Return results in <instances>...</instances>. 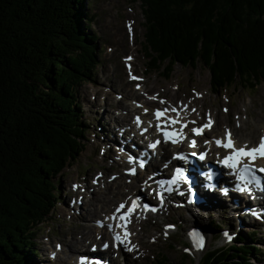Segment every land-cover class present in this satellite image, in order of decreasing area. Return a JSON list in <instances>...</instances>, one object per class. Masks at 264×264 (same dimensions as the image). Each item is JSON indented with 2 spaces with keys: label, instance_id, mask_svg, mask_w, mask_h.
Masks as SVG:
<instances>
[{
  "label": "trees",
  "instance_id": "1",
  "mask_svg": "<svg viewBox=\"0 0 264 264\" xmlns=\"http://www.w3.org/2000/svg\"><path fill=\"white\" fill-rule=\"evenodd\" d=\"M139 1L147 71L163 69L168 79L176 65L200 64L213 94L264 84V0ZM82 4L0 0V264H33L35 233L58 203L56 179L84 151L75 96L100 51L96 15L85 17ZM256 241L255 232L238 233L198 264L262 263ZM153 264L171 263L160 255Z\"/></svg>",
  "mask_w": 264,
  "mask_h": 264
},
{
  "label": "rangeland",
  "instance_id": "2",
  "mask_svg": "<svg viewBox=\"0 0 264 264\" xmlns=\"http://www.w3.org/2000/svg\"><path fill=\"white\" fill-rule=\"evenodd\" d=\"M82 10L84 16L87 13L96 15L91 31L95 32L97 36L95 44L97 50L100 51V64L93 79L90 82H84L75 96L79 107L77 114L81 116L82 124L86 128L83 141L84 151L74 162L66 166L60 177L56 179L59 188L58 203L54 208L53 215L41 224L35 233L34 245L31 246L36 252V255L31 257L33 264H59L58 261L74 264L75 257L80 254V249L75 252L76 254H70L66 252L65 246H62L61 248L65 250V253H61L60 250L54 249L55 245H64L71 235L79 240L84 231L80 230L83 224L88 223L95 228L96 221L103 220V212L100 213L99 211L100 204L97 205L96 213L88 214V202L91 195H105L106 187L109 184L110 186L114 185L115 181L127 184L126 181L128 180L125 181L124 177H119L112 183L108 184L107 182L106 187L92 188L95 176L99 177L104 174V179H107L110 175L118 174L114 169L119 161L114 150L116 146L113 144L108 147L105 140L109 141L108 137L111 136L112 140L117 139L118 134L116 132L115 136L109 132V120L113 124L115 120L117 121L115 117L118 116L115 113H119V117L122 119L121 115L125 116L127 111L110 108L112 100L125 101L128 105L136 106V103L142 102L141 99L144 98L143 95L146 92L154 96L159 94L173 104L181 102L189 105L193 116L201 114V121L208 113H212L214 118L218 116L223 120H228L223 125V122H218L219 130L217 129L216 133L219 135L222 134L226 125L234 128L235 132L239 129L237 126L241 120L254 125V120L257 123H262L264 119V84L250 91L243 90L237 85L239 84L237 82L235 86L221 90L218 94H213L210 87V73L200 64L195 67L176 65L168 79L165 78L166 72L163 69L157 72L147 71V61L141 49L144 20L139 0H83ZM129 56L133 60L132 69L134 73L144 75L141 84L142 91H136L134 84L127 82L128 76L122 59ZM117 85L128 86L127 89L136 95L126 98ZM138 94H140L139 97H137ZM106 107L110 108L109 115L103 111ZM224 109H227L226 114H224ZM135 112L130 113L132 115L128 119L129 123H132L131 120ZM121 119L120 123L118 122L119 125H126L127 123ZM248 133L249 130L240 131L235 137L241 141ZM122 169V166L119 167L118 172ZM85 185H89L91 191L81 202L78 196H82L80 193H82ZM74 186H78V188L76 189ZM112 199L116 200L114 196ZM111 206L113 207V205ZM244 207L245 205H242L236 213H231L230 210L223 211L225 210L223 209L218 210L223 211L222 213L215 211L210 215H205L199 209L194 211L196 209L194 207L190 208V211L165 209L167 211L163 215L150 219L146 225L134 223L133 231L136 242L133 249L123 251L117 257L111 256L112 264H153L157 256L160 255H165L171 264H198L208 250L228 246L226 235H222L224 230H228L227 236L238 235V233L250 234L252 230L255 231V234L257 232V241L254 246L261 250V256L257 259L262 263L258 264H264V223L261 226L258 223L260 228L254 225L255 222H250V219H248L247 224L240 223V220L250 218L244 215ZM187 214L192 215L188 217ZM164 220L170 225L171 223L177 225L176 231L169 233V236H167V232L164 233V230L161 231V222L163 223ZM192 221L197 222V225L206 233L208 240L203 249L197 253L187 254L188 258L184 261L182 254H185L184 247L188 246L184 234L188 228L192 227L190 225ZM213 221L220 228L213 229L210 227ZM170 228L167 226V229ZM89 239V242L82 243L87 249L92 242H95L96 236H91ZM82 244L78 247L81 248ZM78 247L76 246V250ZM54 251L58 255L55 261H50L49 259L53 260L51 254Z\"/></svg>",
  "mask_w": 264,
  "mask_h": 264
},
{
  "label": "bare ground",
  "instance_id": "3",
  "mask_svg": "<svg viewBox=\"0 0 264 264\" xmlns=\"http://www.w3.org/2000/svg\"><path fill=\"white\" fill-rule=\"evenodd\" d=\"M117 87L120 89V91H122L121 93H123L126 98H127V96L136 95L135 93L130 92L127 89L128 86L127 87H123L122 85H117ZM137 97H139V94L137 95ZM111 102H112V104L110 103V108H116V110L117 109H121V110H126L127 111V113H126L125 116L121 115L122 116V119L119 116L115 117V118H117V121L115 120V122L113 124H111V122L109 120V125H110L109 126L110 127L109 128V132L110 133H113V136H114V133L115 132L119 133V130H120V127H121L119 125L120 119H121V121L127 123L126 124L127 127H131V126L133 127V125H131V126L129 125V120L128 119L132 115V114L130 115V112L136 111V108L134 106L128 105L127 103H125V101L124 102H121V101L118 102V101L112 100ZM110 108L109 107H106L104 109V113H106L107 115H109L110 112H111L110 111ZM215 121H216L217 129L219 130L218 122L219 123L220 122H223L222 123V125H223V124H226V122L228 120H223L221 117L215 116ZM239 123H240V128L238 130H235V132L233 130L234 138H235L237 144H239V145H243L245 143L252 144V143H254V142L257 141L259 135L263 134V131H262L263 123H260V122L257 123L255 120H254V125H250L248 122L243 121V120L239 121ZM227 127L228 126L226 125V128ZM246 130H249V133L246 134L245 137L241 141H239L238 139H236L235 136L240 131L243 132V131H246ZM131 132H134V131L133 130H130L128 134H131ZM206 136L208 137V135H206ZM116 138L117 139H115V140H112V138H108V140L109 141H115L117 144H119L120 145L119 146V149H121L122 146H123V147L129 148V149L132 150V144L133 143L131 141V138H124V137H120L119 138L118 135L116 136ZM109 145H113V144H109ZM113 146H115V145H113ZM162 147L166 148L165 145H162ZM145 149H147V148L141 147V149H139L138 151L136 149V151L138 153H141V152L145 151ZM127 151H128V149H127ZM135 157H136V154L134 153V158ZM187 160H190V159H187ZM121 166H124V162H121ZM161 172L162 173H167L168 170H166L165 172L164 171H161ZM144 175L142 173L139 174L137 177L134 178L135 182L134 183H131L130 185L128 183H127L128 185L125 184V183H121V181L120 182H116L115 181L114 185L110 186V184H109L108 187H106L107 183H104L103 185H104V187H106V191L107 192L103 196L102 195L100 196L99 194L98 195H95V196H92L91 195V198H90V200L88 202V214L91 215V213H93V214L96 213L97 212V209H98L97 205H99V204L101 205L100 206L101 208L99 209V211H100V213L103 212L102 213L104 215L103 217H106V216H108L110 214H113V212H114L115 208L117 207L118 203H122V202H124L125 200L129 199L130 197H132L134 195V193H135V183L136 182L137 183L142 182L143 179H145V177H146ZM121 191H123V192H121ZM80 194H82V193H80ZM112 196L115 197V199H116L115 201L116 202L114 201V199H112ZM211 197L213 199H217V200L219 198V196H217V197L215 196V198L213 196H211ZM171 200H173V199H171ZM174 201L178 203L179 202V199L178 198H175ZM227 201L228 202H225V203H229L230 198L227 199ZM162 202H168V206L170 208L179 210V208L174 205V202L173 201H171V202L170 201H162ZM230 204H228V207H226V205L214 204L211 200H207L206 203H205V205H199V204H195V203H190L189 206H190V208H192V207L196 208V209L193 208L194 211H196V210L199 209V210H202V213H205V215H210V214H212L215 211L223 210V209H225L223 211H226V210L229 211L230 210L229 212L236 213L237 210L242 207V205H245V207L243 208L244 215L245 216H249L250 218H247V220L246 219H242V220L239 221L240 223L243 222L244 224H247L248 219H250L249 221L250 222H255L254 225H256L258 228H260V226L264 223V203H262V202L257 203L256 201L254 203H252V202L248 201L247 199H245V200L244 199H241L240 201H237L233 205L232 204L230 205ZM110 205H113V207L111 206L112 207L111 208ZM223 211H218V213H222ZM191 215L192 214H187L188 217H191ZM80 219H82V217H80ZM103 219H106V218H103ZM138 223L139 224H142L141 222H138ZM258 223H259L260 226L258 225ZM248 224L250 225L249 222H248ZM190 225H192V227H193L194 225H197V222L192 221V224H190ZM210 227H211V225H210ZM194 228H197L200 231V228H199L198 225L195 226V227H193V229ZM80 230H84V231H83V234L80 235L79 240H77L76 237H74V236L71 235V237L68 239L67 243H65L64 245L63 244H60L61 246H65L67 253L73 254L76 251H78L79 249H80L79 252H82V253L83 252H86V251H82L81 250V249L85 248V245L83 246L82 243L85 244V243L89 242L90 241L89 238L91 236L92 237L94 235L95 236H98V235L104 236V235H108L109 234L105 230V228L103 230H99L96 227L94 228L92 225H89L88 223L83 224V226L80 227ZM251 232H255V231L252 230ZM224 233L227 234V235L229 234L228 230H224ZM256 234H258V233L256 232ZM200 235H202V237L206 240V233L202 229H201ZM222 235L224 236V234H222ZM231 236L233 237L234 235H231ZM258 239L260 240V238H258ZM123 242L126 245L128 244V242L125 239H123ZM93 243L94 244H97V240H95V242H93ZM81 244H82V247L81 248L78 247ZM76 246L78 247L77 250H76ZM60 252L61 253H65V250H63L61 248L60 249ZM109 260H110V263H108V264H112V261H111L110 258H109ZM70 261H71V259H70ZM58 262H59V264H67V262H65V261H58Z\"/></svg>",
  "mask_w": 264,
  "mask_h": 264
},
{
  "label": "snow or ice",
  "instance_id": "4",
  "mask_svg": "<svg viewBox=\"0 0 264 264\" xmlns=\"http://www.w3.org/2000/svg\"><path fill=\"white\" fill-rule=\"evenodd\" d=\"M130 78L137 79L136 77H132L131 74H130ZM161 103H164V102L161 101ZM168 111L176 112V109L173 108V109L154 110L153 115H154V118H156L158 122L157 123L158 131H161V127L159 123L161 118H164L167 121L165 128H167L169 125L180 123L178 119H173L172 117L166 116V113ZM136 123L139 125L140 123L139 118H137ZM210 126H211V121H209L208 124L201 125L199 128H193L192 132L195 135H200L202 134L204 128H207ZM183 127L184 125H181V128ZM163 135L166 141L170 138V136L176 137V139H173L172 141L173 143L177 142V139H181L183 137L182 131L181 132L172 131L170 133L169 131L165 130L163 131ZM214 142L218 147H223L225 149H231L230 154L225 155L223 159L220 161V163H222L225 167L233 170V174L236 175L237 181H243L245 184L256 183V177L251 175V165L250 164H244L239 168H237V165L240 164L241 159L244 157H247L249 161H251V160H254L257 156H264V136L260 137V142L255 147L249 148L247 145H244V146L237 148L235 146L234 141L231 138V133L225 130L224 139L223 140L217 139ZM149 147H154V145H149ZM180 158H183V157H180ZM200 159H204L203 153L200 154ZM141 167H143V163H141ZM260 171H264V169H260ZM237 189L240 191L246 190L245 188L241 187L240 183L237 184ZM134 206H135V201L133 202V207H129L127 212L124 213V215L121 216L120 219L125 220L127 216L133 211ZM144 207L147 209L148 205H145ZM122 208H124L123 204L119 205L116 211L119 212L120 209ZM151 210L155 211V208H152ZM117 227H121V225H117ZM109 228H111V225H109ZM127 235H129V233L125 231L124 232L125 238L127 237ZM189 237L193 239V247L199 249L203 246L202 237H200L199 233L190 232ZM228 238L230 239L231 237H228ZM113 240L115 242H122L119 235L113 236ZM104 246L107 247V244H105ZM86 259L87 258L85 257H81L79 260V264H86Z\"/></svg>",
  "mask_w": 264,
  "mask_h": 264
}]
</instances>
